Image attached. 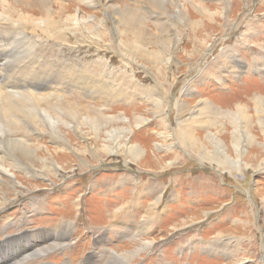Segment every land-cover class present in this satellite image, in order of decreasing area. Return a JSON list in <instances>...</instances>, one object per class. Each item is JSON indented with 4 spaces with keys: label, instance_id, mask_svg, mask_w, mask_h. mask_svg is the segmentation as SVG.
Wrapping results in <instances>:
<instances>
[{
    "label": "rangeland",
    "instance_id": "obj_1",
    "mask_svg": "<svg viewBox=\"0 0 264 264\" xmlns=\"http://www.w3.org/2000/svg\"><path fill=\"white\" fill-rule=\"evenodd\" d=\"M17 2L0 0V86L21 85L43 95L0 96V166L6 169L0 168V240L27 236L33 247L52 235L61 242L23 264H264V167L257 169L264 166V0H167L162 10L145 6V0H49L48 20L39 19V9L25 13L35 23L26 15L19 23ZM114 8L146 25L144 34L132 30L134 37L165 43L160 62L129 61L114 40ZM210 13L218 16L214 22L206 21ZM80 20L88 32L73 30ZM196 21L209 36L197 31ZM12 22L15 27H8ZM81 71L84 77L77 76ZM111 85L114 92L104 91ZM44 114L75 150L62 148ZM89 116L101 117V137L119 128L130 131L126 140L141 155L135 160L127 149L100 152L85 136ZM6 117L17 126L13 134L2 124ZM185 126L196 149L183 142ZM243 130L256 140L246 142ZM14 140L62 169L54 175L40 163L18 156L16 162L6 144ZM215 142L231 158L243 156L237 159L241 170L208 158ZM7 244V252L19 249Z\"/></svg>",
    "mask_w": 264,
    "mask_h": 264
},
{
    "label": "bare ground",
    "instance_id": "obj_2",
    "mask_svg": "<svg viewBox=\"0 0 264 264\" xmlns=\"http://www.w3.org/2000/svg\"><path fill=\"white\" fill-rule=\"evenodd\" d=\"M18 1V2H17ZM93 1V0H92ZM107 1V0H106ZM142 1V0H141ZM177 1V0H176ZM191 1V0H190ZM227 1V0H226ZM229 1V0H228ZM16 2L18 3V5L21 7L18 9V6H16V12H20L22 13L23 15H21V17L19 18V23H21L23 20L26 19V17H28V20L30 22H33L35 23L32 18L30 17L31 15L27 16V11L30 10V8H33L34 10L35 9H39L42 14H38L40 15L39 19L40 20H46V15L47 16H50L51 13L50 12V8L48 7L49 6V0H16ZM96 2V1H95ZM164 2H167V0H145V6H148L150 8H154L155 9H159V10H162V4H164ZM219 2V0H218ZM56 4V2H54ZM185 3V2H184ZM220 3V2H219ZM97 4V3H96ZM104 4V3H103ZM115 4V3H114ZM154 4V5H152ZM176 4V3H174ZM198 4V3H197ZM95 5V4H94ZM221 5V4H220ZM231 5V4H230ZM1 6V5H0ZM123 6V5H122ZM176 6V5H175ZM174 6V7H175ZM203 6V5H201ZM125 7V6H124ZM108 8V7H107ZM142 8V7H141ZM144 8V7H143ZM176 8V7H175ZM222 8V7H221ZM225 8V7H224ZM134 9V8H133ZM145 9V8H144ZM203 9V8H202ZM13 10H14V7H13ZM226 10V8H225ZM107 11V10H106ZM31 12V11H30ZM163 12V11H162ZM207 12V11H206ZM205 12V13H206ZM15 13V12H14ZM109 13V12H108ZM156 13V12H155ZM180 13V12H179ZM204 13V14H205ZM217 13V12H216ZM207 14V13H206ZM2 15V14H1ZM17 15V14H16ZM26 15V17H25ZM35 15V14H34ZM72 15V14H71ZM108 15V14H107ZM3 16V15H2ZM139 16V15H138ZM167 16V15H166ZM224 21L226 20V17L223 18L222 16V13L219 12V15ZM218 16H216L215 14L212 15L211 13L209 14V17L206 18V21L207 22H210V21H213L214 22V19H216ZM133 17V16H132ZM129 13H127L124 10H119L117 8H114L113 12L111 13V16H110V21L112 23V32L114 33V40L116 41V43L118 45L121 46V50L123 51L124 55L129 59V61L132 63V62H135L137 59H144V58H152L154 59L155 62H160L161 58L159 56V54H162V52L165 51L164 47L165 46V43L163 41H159V40H146V39H141L139 35H136L135 37L132 35V30H134V34H144L145 32L148 31V28L146 27V25L137 17L135 18H132ZM140 17V16H139ZM161 17V16H160ZM165 17V16H164ZM185 16H183L184 18ZM190 17V15H189ZM198 17V16H197ZM216 17V18H215ZM67 18V17H66ZM169 18V17H167ZM205 18V17H204ZM76 19V18H75ZM74 19V20H75ZM159 19V18H158ZM27 20V19H26ZM25 20V21H26ZM48 20V19H47ZM69 20V18H68ZM73 20V19H72ZM169 20V19H168ZM167 20V21H168ZM186 20V19H185ZM3 21H7L5 23H9L11 22L10 19L6 18L4 19ZM15 21V20H14ZM62 21V20H61ZM79 25L77 23H74V27L73 30H75L76 33H78L79 31L81 30H85L86 28L84 26H81L80 27V21H78ZM187 22V21H186ZM192 22V21H191ZM24 23V22H23ZM29 23V22H28ZM41 23V22H39ZM46 22H44L43 24H45ZM26 24V23H25ZM49 24V23H48ZM60 24V23H59ZM86 24V23H85ZM72 25V24H71ZM83 25V24H82ZM167 25V24H166ZM181 25V24H180ZM8 27H15L14 26V23L12 22V25H8ZM35 26V25H34ZM64 26V25H63ZM69 26V25H68ZM87 26V25H86ZM95 26V25H94ZM159 26V25H158ZM165 26V25H164ZM191 26V25H189ZM195 26L196 27H200L199 29H197V31L201 32V30L203 28H205V25L203 23H201V21H196L195 22ZM30 27V26H29ZM33 27V26H32ZM31 27V28H32ZM100 27V26H99ZM163 27V26H162ZM166 27V26H165ZM176 27V26H175ZM36 28V27H35ZM170 28V27H169ZM37 29V28H36ZM56 29V28H55ZM54 29V30H55ZM61 29V28H60ZM173 29V28H172ZM38 30V29H37ZM45 30V29H44ZM78 30V31H77ZM160 30V29H158ZM169 30V29H168ZM196 30V29H195ZM65 31V30H64ZM67 31V29H66ZM86 31V30H85ZM103 31V30H102ZM170 31V30H169ZM172 31V30H171ZM184 31V30H183ZM227 31V30H225ZM4 32V31H3ZM53 32V31H52ZM88 32V31H86ZM91 32V31H90ZM95 32V31H94ZM160 32V31H159ZM158 32V33H159ZM179 32V31H178ZM190 32V31H189ZM6 33V32H5ZM42 33V32H41ZM55 33H56V30H55ZM59 33V32H58ZM97 33V32H96ZM171 33V32H170ZM194 33V32H193ZM202 33H204V36H209L208 33L205 32V29H203ZM92 34V33H91ZM104 34V33H103ZM162 34V33H161ZM185 34V33H184ZM197 34V33H195ZM11 32H9V29L7 30V39L9 40L10 36H11ZM27 35V34H26ZM62 35H64L63 33L61 34V37ZM81 35V34H80ZM110 35V34H109ZM165 35V33H164ZM180 35V34H179ZM66 36V35H65ZM75 36V35H74ZM82 36V35H81ZM104 36V35H103ZM155 36V34H154ZM160 36V34H159ZM178 36V35H177ZM184 36V35H183ZM201 36V35H200ZM92 37V36H91ZM134 37V38H133ZM142 37V36H141ZM24 37H21L20 39L17 40L20 41V40H23ZM52 38V37H50ZM55 38V36H54ZM76 38V37H75ZM97 38V37H96ZM99 38V37H98ZM133 38V39H132ZM208 38V37H207ZM28 39V38H27ZM41 39V38H40ZM90 39V38H89ZM193 39V38H192ZM195 39V38H194ZM201 39V38H200ZM34 40V39H32ZM31 40V41H32ZM52 40V39H51ZM63 40V39H62ZM65 40V39H64ZM79 40V39H78ZM82 40V39H81ZM59 41V40H58ZM87 41V40H86ZM91 41V40H90ZM187 41V40H186ZM194 41V40H193ZM203 41H206V39H203ZM11 42V41H10ZM38 42V41H37ZM60 42V41H59ZM3 43V42H2ZM61 43V42H60ZM59 43V44H60ZM65 43V42H64ZM102 43V42H101ZM108 43V42H107ZM66 44V43H65ZM186 44V43H185ZM6 45V44H5ZM11 45V44H9ZM108 45V44H107ZM171 45V44H170ZM238 45V44H237ZM8 46V45H7ZM6 46V47H7ZM64 46V44H63ZM106 46V45H105ZM147 46H151L150 50H147ZM157 46H160L161 50H157ZM168 46V44H167ZM177 46V45H176ZM191 46V44H190ZM19 47V46H18ZM69 47V46H68ZM70 47H74V46H70ZM107 47V46H106ZM153 47V49H152ZM201 47V46H200ZM208 47V45H207ZM2 48V46H1ZM22 48V47H21ZM35 48V47H34ZM63 48V47H62ZM117 48V47H116ZM173 48V47H171ZM195 48V47H194ZM206 48V47H205ZM68 49V48H67ZM71 49V48H70ZM92 49V48H91ZM90 49V50H91ZM117 50V49H116ZM191 50V49H190ZM197 50V49H196ZM205 50V49H204ZM5 51V50H4ZM3 51V52H4ZM39 51V50H38ZM74 51V50H73ZM115 51V50H114ZM169 51V50H168ZM182 51V50H181ZM28 52V51H27ZM61 52V51H60ZM108 52V51H107ZM111 52V51H110ZM119 52V50H118ZM171 52V51H170ZM169 52V53H170ZM174 52V50H173ZM197 52V51H196ZM199 52V51H198ZM197 52V53H198ZM40 53V52H39ZM38 53V54H39ZM0 54H3L0 52ZM118 54V53H117ZM120 55V54H118ZM123 55V56H124ZM168 55V54H167ZM173 55V54H172ZM38 56V55H37ZM57 56V55H56ZM59 56V55H58ZM164 56V55H163ZM125 57V58H126ZM195 57V54L193 55L192 58H190L191 60H193V58ZM200 57V56H199ZM61 58V57H60ZM18 59V58H17ZM160 59V60H159ZM169 59H170V56H169ZM201 59V57H200ZM34 59H30V61H33ZM44 60V59H43ZM42 60V61H43ZM51 60V59H49ZM167 60V59H166ZM190 60V61H191ZM40 61V60H38ZM53 61H54V57H53ZM51 61V62H53ZM127 61V60H126ZM151 61V60H149ZM175 61V60H174ZM44 62V61H43ZM60 62V61H59ZM96 62V61H95ZM140 62V61H139ZM144 62V61H143ZM3 63V62H2ZM16 63V61H15ZM19 63V62H18ZM42 63V62H41ZM150 63V62H148ZM205 63V62H204ZM230 63V62H229ZM26 64V63H25ZM32 64V63H30ZM29 64V65H30ZM59 64L58 61L56 63V65ZM129 64V63H128ZM134 64V63H133ZM132 64V65H133ZM170 64V63H169ZM52 66H54V64H51ZM159 67V66H158ZM206 67V66H205ZM47 68V67H46ZM139 68V67H138ZM161 68V67H160ZM231 68V67H229ZM159 69V68H158ZM147 70V69H146ZM152 70V69H151ZM118 71V70H117ZM139 71V70H138ZM143 71V70H142ZM203 71V70H202ZM208 72V70H206ZM218 71V70H217ZM5 72V71H4ZM64 72V71H63ZM220 73V72H219ZM3 74V73H2ZM6 74V73H5ZM160 74V73H159ZM205 74V73H204ZM1 75V74H0ZM15 75V74H14ZM49 75V74H48ZM64 75V74H62ZM66 75V74H65ZM68 75V74H67ZM42 76V75H41ZM77 76H80V77H84L85 76V73H83V71H81ZM43 77V76H42ZM50 77V76H49ZM53 77V76H52ZM64 77V76H63ZM69 77V76H68ZM170 77V76H169ZM65 78V77H64ZM168 78V77H167ZM1 79V78H0ZM29 79V78H28ZM62 79V78H61ZM91 79V78H90ZM66 80V79H65ZM73 80V79H72ZM84 80V79H83ZM86 80V79H85ZM88 80V79H87ZM197 80V79H196ZM3 81V80H2ZM18 81L15 79V82ZM41 81V80H39ZM75 81V80H74ZM1 82V81H0ZM21 82V81H20ZM36 82V81H35ZM76 82V81H75ZM78 82V81H77ZM94 82V81H93ZM79 83V82H78ZM136 83V82H135ZM166 83V82H165ZM192 83V82H191ZM3 84V82H2ZM8 84V83H7ZM11 84V82H10ZM20 84V83H19ZM44 84V83H43ZM50 84V83H49ZM58 84V83H57ZM62 84V82H61ZM72 84V83H71ZM82 84V83H81ZM90 84V83H89ZM131 84V83H130ZM1 85V84H0ZM5 85V84H4ZM53 85V84H52ZM92 85V83H91ZM123 85V84H121ZM158 85V84H157ZM117 86V85H116ZM160 86V85H159ZM74 87V86H73ZM118 87V86H117ZM141 87V85H140ZM8 88H11V90H8ZM98 88V87H97ZM111 88V91L109 89H106L104 91H108L110 93L114 92L115 90L113 89V86L111 85L110 86ZM136 88V87H135ZM190 88V87H189ZM96 89V88H95ZM126 89V88H125ZM121 90V89H120ZM157 90V89H156ZM89 91H86L85 93H87ZM121 92V91H120ZM144 92V91H143ZM165 92V91H164ZM91 93V91H90ZM118 93V92H117ZM185 93V92H184ZM101 94V93H100ZM98 94V95H100ZM121 94V93H120ZM132 94V92H131ZM9 95H21V96H28L30 95V97H41L43 94H41L40 92H32L30 90H26V91H23L21 90V85L19 86H15L14 88L11 87L10 85L9 86H0V96L1 97H8ZM103 95V93H102ZM114 95V94H113ZM134 96V95H133ZM157 96V95H156ZM159 96V95H158ZM14 97V96H13ZM98 98H101V99H106L105 97L103 96H97ZM117 97V96H116ZM118 98V97H117ZM255 98V97H254ZM258 98V97H257ZM256 98V99H257ZM9 99V98H8ZM26 100V98H24ZM255 99V100H256ZM12 101V100H11ZM98 101V100H97ZM255 102V101H254ZM1 103V102H0ZM257 103V101H256ZM260 103V102H259ZM263 103V102H262ZM39 105V104H38ZM159 105V104H158ZM263 105V104H262ZM264 106V105H263ZM155 107V106H154ZM240 107V106H239ZM260 107V112H262V115H264V107H262L261 105L259 106ZM10 108V107H9ZM181 108V107H180ZM258 108V107H257ZM151 109V108H150ZM72 111V110H71ZM154 111V110H153ZM162 111V109H161ZM160 111V112H161ZM178 112V111H177ZM239 112V110H238ZM11 113V112H10ZM23 113V112H22ZM64 113V111H63ZM157 113V112H155ZM1 114V113H0ZM28 114V113H27ZM32 114V113H31ZM39 114V113H38ZM46 114V113H45ZM44 114V115H45ZM76 114V113H75ZM78 114V113H77ZM176 114V113H175ZM240 114V112H239ZM26 115V114H25ZM24 115V116H25ZM152 115V114H151ZM164 115V114H163ZM10 116V115H9ZM31 116V115H30ZM46 116V121H45V124L47 126L48 129H50L51 133L54 135V137H56V139L58 141H60V144H62V148H66L68 150L70 149H73L75 150V147H73L71 145V143L69 142V140L67 139V136L64 135L63 133L60 132L59 130V127L55 126L54 122L52 121L51 118H49V116L45 115ZM94 116V115H93ZM3 117V116H2ZM12 117V116H10ZM54 117V116H53ZM165 117V116H164ZM19 118V116L17 117ZM263 118V117H262ZM34 119V118H33ZM33 119H31L33 121ZM98 119H101L100 116H97L96 117H92V116H89L88 118L85 119L84 123L88 126V133H84L82 132V129H78L77 132L81 133L82 132V135L85 134V136H91L92 138V141L95 142V145L98 147L99 151L100 152H103L107 155H115L119 152L120 149H127V151H125V154L126 156H130L131 158L133 159H137L140 155H141V148L135 144H130V142L126 139L127 138V135L129 134L130 131H128L126 128H119L118 130H111V131H108L106 132L105 134V137H101V133L99 131V128H100V125H99V120ZM105 119V118H104ZM167 119V118H166ZM240 119V118H239ZM242 119V118H241ZM12 120V119H11ZM54 120V119H53ZM71 120V119H70ZM69 120V121H70ZM168 120V119H167ZM101 121V120H100ZM103 121V120H102ZM144 121V120H143ZM163 121V120H162ZM180 121V120H179ZM182 121V120H181ZM15 122V121H14ZM23 122V121H22ZM39 122V121H38ZM41 122V121H40ZM71 122V121H70ZM74 122V121H73ZM115 122V121H114ZM138 122V121H137ZM141 122V121H140ZM241 122V121H240ZM245 122V121H244ZM17 123V122H16ZM83 123V125H84ZM179 123V122H178ZM2 124L5 125L7 124L8 125V128H9V131L11 134H13L14 130L16 131L17 129V126L16 124H12L10 122V119L8 117L4 118L2 120ZM73 124V123H72ZM104 125V124H103ZM138 125V124H137ZM181 125V124H180ZM259 125V124H258ZM261 125V124H260ZM6 126V125H5ZM129 126V125H128ZM139 126V125H138ZM165 126V125H164ZM241 126V125H240ZM262 126V125H261ZM74 127V126H73ZM35 128V127H34ZM33 128V129H34ZM70 128V127H68ZM163 128V127H162ZM46 129V128H45ZM72 129V128H71ZM249 129V128H248ZM264 129V128H263ZM5 130V129H4ZM44 130V129H43ZM47 131V130H45ZM244 131V130H243ZM8 132V131H7ZM86 132V131H85ZM1 133V132H0ZM40 133V132H39ZM2 134V133H1ZM5 134V133H4ZM37 134V133H36ZM50 134V133H49ZM72 134V133H71ZM244 134L245 136L247 137H244L246 138V142L250 143L255 139L254 136H250L247 131L245 130L244 131ZM235 135V134H234ZM237 135V134H236ZM235 135V136H236ZM49 136V135H48ZM169 136V135H168ZM181 136L184 138L183 139V142H185V140L188 142L187 144H189L190 147H192L193 149H196V141H194V137L192 136L191 133H189V129L186 128V126L184 127L183 131H181ZM84 137V135H83ZM129 137V136H128ZM2 138V137H1ZM0 138V139H1ZM174 138V137H173ZM87 139V138H86ZM83 140V139H82ZM182 140V139H180ZM6 141V140H5ZM9 141V140H8ZM177 141V140H176ZM235 141V140H234ZM66 145H65V144ZM85 143V141H84ZM232 143V142H231ZM236 143V142H235ZM245 143V142H243ZM247 143V144H248ZM6 144L8 145V147L14 152V158H15V161L17 162V156L19 159H22L24 161H27V163L29 164H34L35 163H40V165H42V169L43 170H46V171H52V173L55 175L56 174V171L59 170V169H62V167H60L56 161H51V164L49 165H46L47 161L46 159L44 158H41L39 156H37V154L34 155V153L32 151H30V146H28V144L26 145V143H21L17 140H14V141H11V142H6ZM199 144V143H198ZM256 144V143H255ZM6 145V146H7ZM185 145V144H184ZM33 146V145H32ZM86 146V144H85ZM214 146L216 147V150L215 152L213 153L212 157H210V155H208V158L210 159H214L216 162H218V165L221 166V167H230L232 170H241V166H242V161H237L238 160H241L242 157L240 155L237 154V159L236 156L235 158H231L228 154H227V150L224 149V147H221L222 145L218 142H215L214 143ZM246 146V145H245ZM259 146L261 147V145L259 144ZM40 147V146H39ZM264 147V145H262V148ZM82 148V147H81ZM35 149V147H34ZM78 149V148H77ZM182 149V148H181ZM89 150V149H88ZM243 150V149H242ZM190 151V150H189ZM4 152V151H3ZM8 152V151H7ZM61 152H64V151H61ZM73 152V151H72ZM77 153H79V155H81L83 153V150H79V151H76ZM12 154V153H11ZM9 155V154H8ZM231 155V154H230ZM11 156V155H10ZM9 156V157H10ZM76 156V155H75ZM58 157V156H57ZM64 157V156H63ZM129 157V158H130ZM221 157V158H220ZM202 158V157H201ZM63 159V158H62ZM68 159V158H67ZM56 160V159H55ZM244 160V159H242ZM62 161V160H61ZM128 161V159H127ZM126 162V161H125ZM206 162V161H205ZM222 162L223 165H221L220 163ZM264 162V161H263ZM85 164V163H84ZM14 167V166H13ZM32 167V166H31ZM246 167V166H244ZM264 166H259L257 167V169L259 168H262ZM1 169H3V171L6 172V169L2 168V166H0ZM25 168V167H24ZM252 168V167H251ZM64 169V168H63ZM256 169V170H257ZM28 170V169H27ZM223 170V169H222ZM8 172V171H7ZM29 174H33V172L35 173L36 171L35 170H28ZM2 174V173H1ZM100 186V185H99ZM94 188V187H93ZM115 193V192H114ZM1 195V193H0ZM8 195V194H7ZM2 197H0L1 199ZM114 198V197H113ZM3 199V198H2ZM5 200V198H4ZM113 200V199H112ZM160 200V199H159ZM126 201V200H125ZM2 201H0L1 203ZM138 204V203H137ZM6 205V204H4ZM124 205V204H123ZM2 207V206H1ZM113 207V206H111ZM150 209L147 211V216H150ZM116 219V218H115ZM118 220V219H117ZM143 220V219H142ZM122 221V220H121ZM121 221H119V223H117L118 227H122L124 226V223H122ZM155 221V220H154ZM191 222V221H190ZM135 223V222H134ZM128 222H126V225L128 226ZM70 225V224H69ZM118 227L114 226L113 229L115 230L116 234L118 233ZM145 227V226H144ZM149 230V229H148ZM52 234V231L50 232ZM140 234V233H139ZM137 235V234H136ZM34 237V236H33ZM18 237H14V238H11L9 240H12V239H17ZM7 241L6 243H13L14 245H16V247H19V249L17 251L15 250H11L10 252L12 251H15L13 253H10V252H7L8 248L10 245L7 244V246L3 247L4 243L2 246H0V264H23L27 261V259L29 258H32L33 256H37L39 253L45 251V250H49L48 247L50 246H54V247H59L60 243L61 242H58L56 241L57 239H55V241H52V235H47L46 237V240L44 242L43 245H36L33 246L35 248H33L31 245H29L27 243V236L25 237H21L20 239L18 240H15V241ZM63 240V239H62ZM140 241V240H139ZM46 243V244H45ZM140 243H144L142 240L140 241ZM238 243V242H237ZM42 244V243H41ZM135 245V244H134ZM187 245V243H186ZM39 246L42 248V250L39 248ZM65 246V245H64ZM146 246V244H145ZM153 246V245H152ZM141 247V246H140ZM144 247V246H143ZM147 247V246H146ZM137 248V247H136ZM139 248V247H138ZM225 248V247H224ZM35 249L34 252H32L33 250ZM51 250V249H50ZM145 250H147L145 248ZM7 252V253H6ZM131 256V255H130ZM133 256V255H132ZM126 257H129V256H126ZM135 257V256H134ZM137 257V256H136ZM13 258V260L11 259ZM6 260V262H3L2 260ZM11 259V260H9ZM126 260H128V258H125ZM124 259V260H125ZM9 260V261H8ZM113 260V259H112ZM108 263H110L108 261ZM124 263V262H123ZM126 264V263H125Z\"/></svg>",
    "mask_w": 264,
    "mask_h": 264
}]
</instances>
